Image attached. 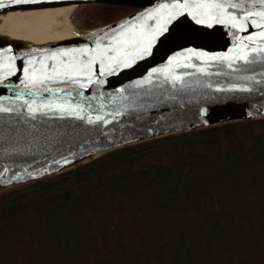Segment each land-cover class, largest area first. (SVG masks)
I'll use <instances>...</instances> for the list:
<instances>
[{
  "label": "trees",
  "instance_id": "trees-1",
  "mask_svg": "<svg viewBox=\"0 0 264 264\" xmlns=\"http://www.w3.org/2000/svg\"><path fill=\"white\" fill-rule=\"evenodd\" d=\"M75 7L83 30L137 9ZM0 264H264V117L126 144L1 188Z\"/></svg>",
  "mask_w": 264,
  "mask_h": 264
},
{
  "label": "water",
  "instance_id": "water-1",
  "mask_svg": "<svg viewBox=\"0 0 264 264\" xmlns=\"http://www.w3.org/2000/svg\"><path fill=\"white\" fill-rule=\"evenodd\" d=\"M185 2L191 4L193 0H0V8L64 3L137 7L113 22L80 31L68 41L0 57V64L8 57L14 58L11 63L15 66V74L0 78V107L13 109L0 113V189L66 171L126 144L181 130L264 117V54L255 63L248 64L207 59L234 57L244 45L248 46L244 50L249 53L251 47L264 46V39L259 38L264 28L254 26L262 22L261 18L248 15L264 10V6L255 0H230L239 5L226 10L241 25L233 27L231 23L218 22L227 16L212 19L193 7L172 8L175 3ZM161 27L165 29L162 32ZM145 46L149 51L142 53ZM83 49L88 50L86 55L81 52ZM105 49H108L106 53ZM63 52L72 56L59 55ZM52 54L57 55L56 60L51 59ZM73 57L82 64L94 62L86 76L77 77L86 87L76 88L81 95L78 97L73 92L71 103L82 105L84 114L93 120L96 116H102L103 120L95 123L75 117L42 120L39 113L35 121L24 119L25 101L62 103L60 96L64 93L55 96L44 93L40 98L29 96L21 83L23 72L35 69L39 74L44 70L41 65L45 64L47 73L51 74L61 62L70 63ZM249 59H252L251 53ZM29 60L34 61L31 69ZM229 62H233L235 70L227 67ZM201 68L205 71L201 72ZM3 71L0 68V77ZM174 77L180 80L174 81ZM48 87L66 88V85L49 82ZM21 90L23 99H18ZM98 149L103 151L75 160L85 152Z\"/></svg>",
  "mask_w": 264,
  "mask_h": 264
},
{
  "label": "snow or ice",
  "instance_id": "snow-or-ice-1",
  "mask_svg": "<svg viewBox=\"0 0 264 264\" xmlns=\"http://www.w3.org/2000/svg\"><path fill=\"white\" fill-rule=\"evenodd\" d=\"M256 3L264 6V0H255ZM2 6V5H0ZM189 7H193L195 9L203 10L204 15L210 16L212 19H218L219 16H227V19H218V22L220 23H231L233 27H238L241 25H238L236 21L235 16H231L227 13L228 8H238L239 5L236 3H231L230 0H223V2H212V3H201L197 2V0H193V2L190 4L188 2L185 3H175L172 5L173 9L177 10H186ZM164 9H168V5L163 6ZM159 11H157V15H159ZM215 11L216 15H212V12ZM176 14H179L178 12ZM172 13L169 12V16H171ZM249 16L256 15L261 18V23H254V26L257 28H264V10L259 12H249ZM149 18H153L151 15ZM200 23H203V20L198 21ZM165 29L161 27L159 31H164ZM155 36H153L151 39H154ZM260 39H264V31H262L259 34ZM251 41V37L248 38ZM254 44L255 42L252 41ZM148 44L150 46L151 40L148 41ZM248 47L247 45H244L240 49L237 50V54L232 56H223V57H208L209 60H225V61H243L245 64L248 63H255L258 59L261 58V54H264V46L260 47H251L250 53L252 54V59H249V52H246L244 49ZM108 49H105L104 52L106 53ZM149 51V47L145 46L142 49V53H147ZM82 53L85 55L88 53L87 49L81 50ZM59 55L69 57L72 56L69 52H63ZM197 56H202L203 54H196ZM12 57H8L6 62H3L0 64V68H2L4 71L2 73V77L0 78H6L7 76L15 74V66L11 63ZM52 60L57 59L56 54H52L51 56ZM94 62V60L89 61L87 64H82L75 57H73L72 61L67 64H63L61 62V66L54 68L52 73H47V65L42 64L41 67L44 69L43 71H40L39 74L37 73V70L33 69L32 71H24L23 72V80L21 83L23 84V89L27 90V94L29 96L40 98L42 94L47 93L49 95L55 96L58 93H64L63 96H60V100H62V103H58L55 100H48L46 102H41L40 104L35 103V99H33L32 103H28V101L24 102L23 107L26 109L25 113L23 114L24 119L35 121L37 119V114H40V117L42 120L51 119V118H64V117H75L77 119L86 120L87 123H95L96 121L103 120L102 116H96L95 120H93L90 116H86L85 109L80 104L73 105L71 103V97L73 92L76 93V96H80L81 93L76 91V88L83 89L86 87L85 83H82L80 79L77 77L79 76H86L87 72L91 69V65ZM34 64V61L29 60L28 65L29 68H32V65ZM188 67H191V65H187ZM227 67L229 69H233V62H229ZM235 70V69H233ZM201 72L205 71V69L201 68ZM247 79H254L253 77H247ZM174 81L180 80V77H174ZM63 83L66 85V88L61 87H48V83ZM23 90H21L20 95H18V99H23ZM13 109L7 108V107H0V113H7L12 112Z\"/></svg>",
  "mask_w": 264,
  "mask_h": 264
},
{
  "label": "bare ground",
  "instance_id": "bare-ground-1",
  "mask_svg": "<svg viewBox=\"0 0 264 264\" xmlns=\"http://www.w3.org/2000/svg\"><path fill=\"white\" fill-rule=\"evenodd\" d=\"M70 6L73 5L64 3L0 8V57L49 47L78 36L63 21ZM101 151L83 152L75 160L87 159Z\"/></svg>",
  "mask_w": 264,
  "mask_h": 264
},
{
  "label": "rangeland",
  "instance_id": "rangeland-1",
  "mask_svg": "<svg viewBox=\"0 0 264 264\" xmlns=\"http://www.w3.org/2000/svg\"><path fill=\"white\" fill-rule=\"evenodd\" d=\"M65 15L66 16L63 19V21L68 30H70L73 33H78L81 30H83L84 27L83 18L85 17V12H83L79 7H75L73 5L70 6L69 9H67Z\"/></svg>",
  "mask_w": 264,
  "mask_h": 264
}]
</instances>
